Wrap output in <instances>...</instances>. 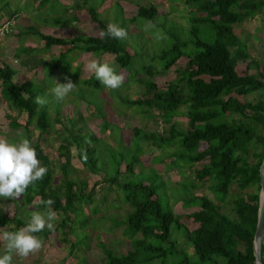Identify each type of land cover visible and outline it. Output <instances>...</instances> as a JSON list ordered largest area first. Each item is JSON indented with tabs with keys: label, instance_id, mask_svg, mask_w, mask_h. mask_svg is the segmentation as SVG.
<instances>
[{
	"label": "trees",
	"instance_id": "trees-1",
	"mask_svg": "<svg viewBox=\"0 0 264 264\" xmlns=\"http://www.w3.org/2000/svg\"><path fill=\"white\" fill-rule=\"evenodd\" d=\"M49 1L51 0H38L35 7L46 5ZM184 1L191 6V24L187 37L183 38L177 30H165L171 42L157 54L165 69L141 67L140 70L144 69L148 75V78H141L145 91L134 98L120 97L127 107L152 113L154 109L159 110L160 113L153 114V117L168 124V129L161 128L158 134L133 127V149L120 145L119 152H115L105 144L97 149L95 140L99 138L91 132H85L82 126H78L76 132L72 128L75 121L82 118L79 112L75 113V121L74 115L63 120L59 117L58 110L50 108L48 102L44 105L37 103L36 98L43 90L42 85L30 80L21 86L18 83L20 69H15L5 59L0 64L2 98L18 113L27 115L24 123L11 119L9 126L12 129L22 127L24 138H28L36 149L41 166L48 168L44 178L34 182L22 194V206L28 208L35 203L34 210L43 211L44 206L40 204V200H54L51 207L60 215L59 221L55 223L54 229L45 228L35 235L46 238L58 230L63 235L62 241L69 244L68 255L79 249L80 245L87 246L88 223L97 216L106 219L99 214L100 208L93 197L95 184H100L105 191L99 200L106 199V194L110 191L119 190L120 196L115 199L118 198L129 206L122 223L125 233L131 238L126 253H116L97 240L96 244H100L103 251L100 264H166L167 261L171 264H195L189 262L184 249L178 246L175 234H180L187 240L201 262L254 264L252 240L257 222L259 166L264 158V102L261 98L249 100L237 96H246L258 90L260 96H264V48L262 59L251 61L256 66L255 71L248 70L251 63L240 69L239 65L249 53L235 34L234 25L257 13L264 16V0ZM115 4L123 14L119 3ZM63 10L68 15L63 19L56 18L59 23L76 22L79 20L78 14L87 11L99 31L109 24L101 19L99 12L88 4V0H70ZM14 12L3 13H7L10 18ZM157 13L153 4L137 5L133 16L126 18L123 15L120 26L126 29L127 20L133 22L140 18L154 21L156 26H163L155 20ZM3 17L1 25L8 20ZM116 20L118 19L114 17L113 22ZM204 22L209 24V31L199 28V24ZM27 30L37 35L46 47L64 46L59 50L58 56L51 58L46 64L54 69L61 67L60 63L65 60V55L73 50L98 56L112 55L121 68L128 67L132 60L122 39L102 38L100 34L53 36L42 33L32 24H28ZM32 49L34 47L19 45L15 49V56L17 58L19 53L31 52ZM180 57L185 58L183 66L175 67L172 78L159 86L152 79L153 74L162 72L164 75ZM68 67L69 63L63 68L64 74ZM94 86L100 88L102 84L100 86L95 81ZM185 103L188 104L185 113L187 126L183 130L177 129L176 122L172 120ZM50 109L54 110L53 115ZM98 116L102 119L100 125L109 127L103 111L94 109L93 117ZM56 124L60 125L62 136L56 148L57 157L51 159L45 148L32 138L31 133L34 129L42 133L46 127L54 128ZM137 139L151 141L158 148L177 142L180 148L173 154L174 160L168 167H176L178 160L188 163L193 167V177L196 180L202 183L213 181L210 189L219 202L206 195H192L183 200L182 204L185 208L192 207V210L183 215L175 214L168 200L163 202L157 195L156 184L143 178V169L135 171V165L140 164L142 152ZM71 147H74L75 157L82 166L101 176L90 188L85 181L70 177ZM56 165L61 173L58 183L53 182ZM233 184L238 191L230 198L233 211L230 216L222 210V204ZM83 207H87L88 213L83 211ZM30 215L29 209H25L21 215L16 207L11 213L0 207V229L8 227L16 230L27 222ZM117 218L118 215L114 214L109 220L118 225ZM182 219H190L196 226L190 230ZM93 227L90 225L89 228ZM78 229L82 233H78L80 236L73 240V234ZM261 257L264 264V236Z\"/></svg>",
	"mask_w": 264,
	"mask_h": 264
},
{
	"label": "rangeland",
	"instance_id": "rangeland-1",
	"mask_svg": "<svg viewBox=\"0 0 264 264\" xmlns=\"http://www.w3.org/2000/svg\"><path fill=\"white\" fill-rule=\"evenodd\" d=\"M68 2L70 0H51L46 5L37 8L35 6L38 0H0V25L4 20L3 16L12 19L11 30L8 33L0 34V64L5 59L15 69H20L19 85L23 86L30 80L42 85L43 90L39 92V96H47L49 107L58 110L59 117L63 120L68 116L74 115L73 121H75V113L79 112L82 118L75 121L76 123L72 128L76 132L78 126H82L85 132H91L99 138V140H95L97 149L104 147V144L111 147L112 151L115 152H119L121 149L120 145L131 148L133 146V127H138L154 134L160 133L161 128L167 130L168 124L160 122L159 118L155 120L153 117V114L158 115L160 113L159 110L154 109L153 113L152 111L142 112L138 108L125 106L120 97L134 98L145 91L146 88L142 84L141 78H148V75L144 69L140 70L141 67L153 66L157 70L165 69L164 63L157 55L162 49L169 46L171 42L165 30H177L183 38L187 37L191 24V6L187 5L184 0H88V4L99 12L101 19L103 18L107 23H116L119 26L123 15L128 18L136 13L137 5L149 6L153 4L158 11L155 20L159 24H163V26H156L154 21L141 18L133 22L126 21L127 36L122 40L132 56L130 65L126 68L119 67L112 55L104 54L98 56L89 52L73 50V52L65 55V60L60 63L61 67L54 69L53 66L46 64L51 58L57 57L59 50L63 49L64 46H44L37 35L28 32V24L38 27L42 33H48L53 36L70 37L72 35H95L100 33L97 25L91 21L87 11L81 10L82 12L78 14L79 20L76 22L59 23L56 18L63 19L68 15L63 10ZM116 2L119 3L123 14L119 12ZM4 3L6 4L5 6ZM10 11H15L10 18L7 13H3ZM114 17L118 19L115 22H113ZM199 28L209 31V24L200 23ZM234 32L242 42L246 52L249 53V56L241 62L239 68L243 69L247 63H251L248 70L250 72L255 71L256 66L251 61L252 59H262L264 16L261 13H257L242 22L236 23ZM19 45H28L34 47V49L31 52L19 53L16 58L15 49ZM167 57L170 56L167 55ZM92 59H96L100 63L107 62L117 73H122L124 80L121 86L117 89L106 88L103 84L100 88L95 87L94 83L97 81L95 73L87 67L88 62ZM43 60L45 61L43 62ZM184 60V57H180L175 64L171 65L167 72H164V75H162V72H157L153 74L152 79L159 86H162L165 80L172 78L175 67L183 66ZM68 63L69 67L66 74H64L63 68L67 67ZM44 77L45 79L43 80ZM69 79L76 86L63 100H57L50 95L49 89L54 87L56 82L64 83ZM98 84L100 83L98 82ZM237 97L249 100L261 98L264 102V96H260L259 90L246 96L238 95ZM55 105L59 107H55ZM187 108V103L180 106L178 113L173 117L172 121L176 122L177 129L183 130L187 126V118L185 116ZM52 109H50L51 115H53L54 111ZM94 109L103 111L104 115L107 116L106 125H109V127L105 128L100 125L102 121L100 116L93 117ZM100 115L102 117V114ZM26 116V113H18L16 109L12 108L0 94V139L15 142L24 138L22 127L12 129L9 123L11 119L24 123ZM31 134L32 138L45 148L50 158L56 159L58 140L62 136L60 125L56 124L54 128L46 127L42 133L34 129ZM136 142L141 147L142 152L140 154V164L135 165V171L143 169V178L156 184L157 195L163 199V202L168 200L175 214L183 215L192 210V207L185 208L182 205L183 200L192 195H206L215 202H219L210 189L213 181L202 183L196 180L193 177V167L188 165V163L178 160L176 167H168L170 166L169 163L174 160L173 154L180 148L177 142L165 145L163 148L154 146L151 141L137 139ZM70 151V177L75 180L85 181L88 184V188H90L101 176L91 173L86 167L82 166L75 157L74 147H71ZM131 152L128 151V153ZM156 159L157 161H155ZM250 159L254 160L252 156H250ZM149 168L155 171H150ZM53 175V182L58 183L61 173L57 165ZM103 191L105 189L101 188L100 184H95V195L93 197L100 208L99 214L106 217V219L103 220L101 216H97L94 221L92 220L87 224L86 230L89 233V237L86 239L87 246L80 245L79 249L68 255L69 244L62 241L63 235L57 230L46 238L39 235L38 238L42 240V246L29 255L21 256L18 253H13L12 264H100L103 258V251L100 244H96L97 240L110 247L116 253H126L131 238L125 233L122 219L125 212L129 210V206L122 200L115 199V197L120 196L119 190L110 191L106 194V199L99 200ZM237 191V186L233 184L226 200L222 204V210L230 216L233 215L230 198ZM22 204L21 197L13 200H0V207L10 213L15 207L18 208L21 215L25 209H29L31 212L34 210L35 203L30 204L28 208L26 206L24 208ZM83 211L88 213L87 207H83ZM114 214L119 217L117 218L118 225L113 224L109 220V217ZM59 219L60 215L57 213V221ZM182 222L190 230L196 226L190 219H182ZM90 225L94 226L93 229L89 228ZM1 229L15 231L8 227ZM78 233H82V231L78 229L73 234V240L80 236ZM175 238L179 243L178 246L184 249V254L188 256L190 263L212 264L209 261H199L198 255L182 235L175 234ZM4 250L3 243H0V253ZM166 264L171 263L167 261Z\"/></svg>",
	"mask_w": 264,
	"mask_h": 264
},
{
	"label": "clouds",
	"instance_id": "clouds-1",
	"mask_svg": "<svg viewBox=\"0 0 264 264\" xmlns=\"http://www.w3.org/2000/svg\"><path fill=\"white\" fill-rule=\"evenodd\" d=\"M102 38L123 39L127 31L116 23L107 24L100 30ZM87 67L94 71L95 77L106 88L117 89L121 86L124 76L107 62L100 63L96 59L88 62ZM76 86L70 79L64 83H55L49 89V93L57 100H63ZM37 103L44 105L48 97L38 96ZM48 168L41 166L36 149L28 138H22L15 142L0 139V200L19 199L26 189L44 178ZM54 200L51 198L41 199L40 204L44 210H33L27 222L15 231L0 229V243L5 250L0 253V264H12L13 253L27 256L41 248L42 240L36 233H41L47 228L54 229L57 221V213L52 209Z\"/></svg>",
	"mask_w": 264,
	"mask_h": 264
},
{
	"label": "water",
	"instance_id": "water-1",
	"mask_svg": "<svg viewBox=\"0 0 264 264\" xmlns=\"http://www.w3.org/2000/svg\"><path fill=\"white\" fill-rule=\"evenodd\" d=\"M260 189L258 195L257 222L252 240L254 264H262L261 246L264 236V158L259 166Z\"/></svg>",
	"mask_w": 264,
	"mask_h": 264
},
{
	"label": "built area",
	"instance_id": "built-area-1",
	"mask_svg": "<svg viewBox=\"0 0 264 264\" xmlns=\"http://www.w3.org/2000/svg\"><path fill=\"white\" fill-rule=\"evenodd\" d=\"M12 25V19L6 20L1 26H0V34L9 32L11 30L10 26Z\"/></svg>",
	"mask_w": 264,
	"mask_h": 264
}]
</instances>
